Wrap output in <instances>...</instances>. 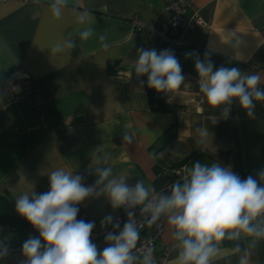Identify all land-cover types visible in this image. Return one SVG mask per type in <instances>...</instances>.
Returning <instances> with one entry per match:
<instances>
[{"label": "crops", "instance_id": "0c3cea01", "mask_svg": "<svg viewBox=\"0 0 264 264\" xmlns=\"http://www.w3.org/2000/svg\"><path fill=\"white\" fill-rule=\"evenodd\" d=\"M189 2L205 24L193 25L180 46L165 45L179 59L189 86L166 96L164 109L151 106L144 76L134 73L137 49L158 51L159 41L151 43L146 32L130 25L133 18L147 25L166 21L170 13L164 0H68L59 20L51 16L50 0L0 2V83L16 75L22 86L0 93V194L16 200L24 192H46L47 175L57 168L82 174L84 183L92 185L96 176L91 169L110 166L117 178L130 184L142 180L155 189L182 179L163 168L170 179L156 183L159 162L186 168L197 161L209 166L218 161L242 179L264 169V104L257 103L255 118H249L234 101L224 119L199 92L195 71L196 55L204 59L207 52L217 68L239 67L264 77V0ZM74 10H87L95 18L88 40L79 38ZM191 14L187 9L186 17ZM100 35L106 36L108 49ZM67 38L75 48L52 51ZM190 52L196 55L186 58ZM203 127L209 132L206 146L197 143L196 129ZM78 207L95 228L117 212L104 197L86 199ZM161 222L155 251L168 264L176 253L165 218ZM30 236H39L32 226H0L4 246L23 244ZM239 243L248 247L247 238ZM23 259L20 251L0 264H21ZM215 264H238V256ZM250 264H264V241L251 249Z\"/></svg>", "mask_w": 264, "mask_h": 264}, {"label": "clouds", "instance_id": "9594fccd", "mask_svg": "<svg viewBox=\"0 0 264 264\" xmlns=\"http://www.w3.org/2000/svg\"><path fill=\"white\" fill-rule=\"evenodd\" d=\"M38 2V0H36ZM68 8V0H50L51 16L59 20ZM77 33L88 40L94 32L95 19L87 10L76 11ZM106 36L100 35L104 49L109 48ZM75 48L67 38L57 42L53 52ZM134 64L137 77H147V87L166 96L185 84L182 66L171 49L139 48ZM194 53H186L192 58ZM198 89L210 108L219 110L224 119L238 101L249 118H255V106L264 104V77L242 72L239 67H215L206 52L204 59L195 58ZM144 81H141V85ZM197 143L208 144L206 127L197 128ZM124 139L132 141L130 135ZM99 151V148H97ZM106 163V161H105ZM96 176L92 185L84 183L82 174L64 168L47 176L46 192H24L15 200L16 213L39 233L22 245L21 264H157L154 248L145 246L141 231L165 218L176 255L168 264H215L229 255L238 256V264H250L251 249L264 241V169L242 179L231 166L213 161L209 166L199 161L184 169L180 181L168 191H157L142 180L134 184L113 175L110 166L91 169ZM104 197L115 210L124 209L126 221L121 223L112 214L101 220V227L111 228L104 236L106 246L98 250L91 236L95 221L78 219L79 207L86 199ZM247 238L248 247L239 241ZM225 241L236 242L232 248ZM7 247L0 244V259L7 256Z\"/></svg>", "mask_w": 264, "mask_h": 264}, {"label": "built area", "instance_id": "2783aa9c", "mask_svg": "<svg viewBox=\"0 0 264 264\" xmlns=\"http://www.w3.org/2000/svg\"><path fill=\"white\" fill-rule=\"evenodd\" d=\"M3 0H0V2ZM24 2H29L33 0H23ZM165 2V9L170 13V17L160 23L159 25H147L140 20L133 18L130 20V25L132 28H135L137 31L146 32L149 41L152 43L155 40L159 41L158 52L165 49L166 44H172L175 46H180L187 36L191 27L195 24L203 25L205 22L199 16L198 10L195 9L189 0H164ZM190 9L192 14L189 17H186V11ZM22 89L21 83L18 81V77L16 75H10L6 77L2 83H0V93L2 91H8L11 93L17 92ZM197 102L201 103L203 98L202 96H197ZM167 169L171 173V175L182 178L184 175L185 166L183 164L177 166H168ZM173 183H168L162 189H156L159 191H168L171 188ZM116 219H118L121 223V227L123 223L126 221L127 217L125 214L124 209L117 210L116 214L114 215ZM78 219H83L88 221L87 216L82 207H79V214ZM111 228L104 229L94 228L91 239L97 245L98 250H103L106 246L104 241V236L107 231H110ZM163 231V224L161 220L151 228L145 227L141 231V239L143 244L147 247L154 248V256L157 260V264H164L165 258L164 256H159L156 254L155 246L158 242L160 235ZM22 245H11L7 247V255L11 253H17L22 251ZM1 260V259H0Z\"/></svg>", "mask_w": 264, "mask_h": 264}, {"label": "trees", "instance_id": "16d2710c", "mask_svg": "<svg viewBox=\"0 0 264 264\" xmlns=\"http://www.w3.org/2000/svg\"><path fill=\"white\" fill-rule=\"evenodd\" d=\"M145 80V88L147 94L150 98L151 106L154 109H164L167 107L165 102L166 95L163 93H157L155 90L147 87V77L144 76ZM180 164V163H179ZM178 164L173 163H163L159 162L157 164V179L156 183H163L170 179L168 175H165L163 172V168H167L168 166H177ZM0 226L7 227L11 230H20L27 227H31V225L19 216L15 211V199L9 198L7 193L0 194ZM224 243H236L225 241Z\"/></svg>", "mask_w": 264, "mask_h": 264}]
</instances>
